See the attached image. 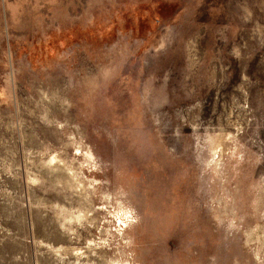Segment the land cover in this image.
<instances>
[{
    "label": "rangeland",
    "instance_id": "rangeland-1",
    "mask_svg": "<svg viewBox=\"0 0 264 264\" xmlns=\"http://www.w3.org/2000/svg\"><path fill=\"white\" fill-rule=\"evenodd\" d=\"M0 264H264V0H0Z\"/></svg>",
    "mask_w": 264,
    "mask_h": 264
},
{
    "label": "bare ground",
    "instance_id": "bare-ground-1",
    "mask_svg": "<svg viewBox=\"0 0 264 264\" xmlns=\"http://www.w3.org/2000/svg\"><path fill=\"white\" fill-rule=\"evenodd\" d=\"M83 154L87 159H92V154L88 150H86V152ZM83 154H81V155H83ZM43 166L47 170H49L50 172H52V171L59 172L60 173L59 177H60L61 182L65 183L69 188L72 187V188H75L77 190H83V192L85 193L84 190H86V188H85L86 184H84L83 181L81 180V178H79V175L81 174V172H80V169L78 167V163L76 162V160L73 159L70 162H68L65 158H62L60 155L55 154L52 157H50L47 161H45ZM87 191L88 192H86V193L89 196L91 190L88 189ZM85 197H86V195H85ZM85 200L87 201V199H85ZM63 210L64 209L62 207V211H60L59 216H61L62 219L66 222H75V221L80 222L83 220L93 221L92 216L89 215L91 210H86V211L80 210V211L76 212L75 214L74 213H68V212H66V210H64V211Z\"/></svg>",
    "mask_w": 264,
    "mask_h": 264
}]
</instances>
